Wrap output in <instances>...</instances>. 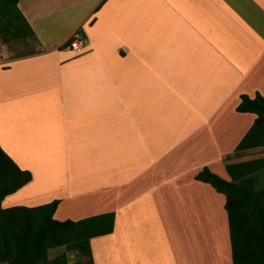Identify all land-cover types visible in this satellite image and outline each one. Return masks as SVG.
I'll use <instances>...</instances> for the list:
<instances>
[{"label": "crops", "instance_id": "crops-1", "mask_svg": "<svg viewBox=\"0 0 264 264\" xmlns=\"http://www.w3.org/2000/svg\"><path fill=\"white\" fill-rule=\"evenodd\" d=\"M18 6L40 51L0 50V145L32 180L1 207L113 213L94 264H233L226 197L195 176H223L256 118L237 106L264 95V0ZM77 30L82 53L67 47Z\"/></svg>", "mask_w": 264, "mask_h": 264}, {"label": "trees", "instance_id": "trees-1", "mask_svg": "<svg viewBox=\"0 0 264 264\" xmlns=\"http://www.w3.org/2000/svg\"><path fill=\"white\" fill-rule=\"evenodd\" d=\"M18 3L0 0V40L4 44L37 40ZM237 111L254 113L256 118L235 151L225 158L230 179L208 167L195 178L226 197L232 263L264 264V156L234 161L240 152L264 149V95H242ZM31 180L32 173L21 169L0 145V264H69L66 252L49 257V250L59 246L80 252L86 259L82 264H94L90 240L113 232L114 214L61 221L54 218L60 200L35 207H1L7 195Z\"/></svg>", "mask_w": 264, "mask_h": 264}, {"label": "rangeland", "instance_id": "rangeland-1", "mask_svg": "<svg viewBox=\"0 0 264 264\" xmlns=\"http://www.w3.org/2000/svg\"><path fill=\"white\" fill-rule=\"evenodd\" d=\"M38 45L39 44H38L37 40H29L27 42H22V41L13 42L10 44H4L0 40V50H2L3 53H7L6 57H8V58H15V57L26 56V55L37 53L40 51ZM263 156H264V149H261V148L250 149V150L243 151V152H240L239 154H237L235 156L234 161H245V160H249V159L260 158ZM221 177H223L225 179H230V177L226 173V171H223V176H221ZM224 210H225V206H224ZM213 244H212L211 250L214 251L216 249L217 245H213ZM223 247L226 248L229 252V250H230L229 238L225 239V246H223ZM65 252L69 256V264H82V262L86 260L85 257L82 256V254L80 252H78L77 250L66 251V248L64 246L54 247V248L50 249L49 250V257L53 258L59 254L65 253ZM223 257H224V260H225V258L227 259L225 254H223ZM227 262H228V259H227Z\"/></svg>", "mask_w": 264, "mask_h": 264}, {"label": "built area", "instance_id": "built-area-1", "mask_svg": "<svg viewBox=\"0 0 264 264\" xmlns=\"http://www.w3.org/2000/svg\"><path fill=\"white\" fill-rule=\"evenodd\" d=\"M87 41L86 35L81 30H77L70 38L67 47L76 53H82L87 47Z\"/></svg>", "mask_w": 264, "mask_h": 264}]
</instances>
